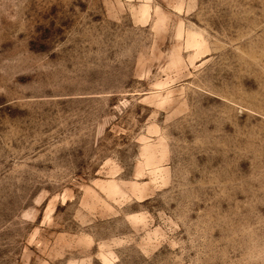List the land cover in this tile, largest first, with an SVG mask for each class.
<instances>
[{"label":"rangeland","instance_id":"374dc122","mask_svg":"<svg viewBox=\"0 0 264 264\" xmlns=\"http://www.w3.org/2000/svg\"><path fill=\"white\" fill-rule=\"evenodd\" d=\"M0 264H264V0H0Z\"/></svg>","mask_w":264,"mask_h":264}]
</instances>
